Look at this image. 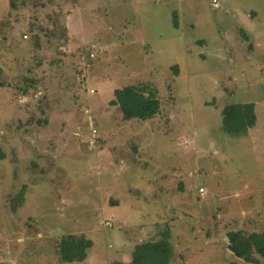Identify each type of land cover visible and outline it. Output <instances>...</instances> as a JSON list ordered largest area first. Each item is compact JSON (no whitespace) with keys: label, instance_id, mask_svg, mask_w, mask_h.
<instances>
[{"label":"rangeland","instance_id":"1","mask_svg":"<svg viewBox=\"0 0 264 264\" xmlns=\"http://www.w3.org/2000/svg\"><path fill=\"white\" fill-rule=\"evenodd\" d=\"M260 6L0 0V264H130L163 232L169 264H264L227 247L264 231V18L242 19ZM128 84L157 94L153 118L109 104ZM244 102L255 127L223 133ZM69 234L92 240L84 261L57 252Z\"/></svg>","mask_w":264,"mask_h":264},{"label":"trees","instance_id":"2","mask_svg":"<svg viewBox=\"0 0 264 264\" xmlns=\"http://www.w3.org/2000/svg\"><path fill=\"white\" fill-rule=\"evenodd\" d=\"M14 7V3H11ZM176 24V23H175ZM0 86H2L0 84ZM110 105L117 106L124 120H148L160 110L161 102L157 94L148 88L147 84H128L116 88ZM255 104L253 102L232 103L225 105L221 110V131L227 135L240 137L247 135L256 123ZM6 158V153L0 146V160ZM23 185L18 196V203L23 202ZM15 209V208H14ZM92 240L84 236L65 235L58 241L57 252L63 258L70 257L75 262L84 261L87 250L92 246ZM229 251L244 260H250L256 253L264 260V231L251 232L244 235L242 232L228 234ZM173 257V248L169 240V233L163 232L158 240L148 241L141 250L131 252L130 264H169ZM225 264H239L230 262Z\"/></svg>","mask_w":264,"mask_h":264},{"label":"crops","instance_id":"3","mask_svg":"<svg viewBox=\"0 0 264 264\" xmlns=\"http://www.w3.org/2000/svg\"><path fill=\"white\" fill-rule=\"evenodd\" d=\"M116 1H119V0H116ZM260 8L261 9H264V6H260ZM257 10H259V9H257V8H253V7H250L249 9H248V11H245L244 13H243V20H246L245 22H246V24H247V26H248V28L249 29H251V27L253 26V25H255V24H257V22H260L261 23V17L262 18H264V14L259 10V11H257ZM67 25H68V35L71 37V39L70 40H73V36L75 37V38H77V39H79V38H81V34H80V32H73V28L71 29V26H70V24H69V21H68V23H67ZM112 28V27H111ZM112 30V29H111ZM75 31V30H74ZM250 49H252L254 46H253V44L252 43H250ZM255 113H256V111H255ZM257 120V119H256ZM257 123V122H256ZM255 127V126H254ZM249 131H251V130H249ZM248 131V132H249ZM114 206H116V204H113ZM107 224H109V226L110 225H112L111 223H109V222H106ZM90 239V238H89Z\"/></svg>","mask_w":264,"mask_h":264},{"label":"built area","instance_id":"4","mask_svg":"<svg viewBox=\"0 0 264 264\" xmlns=\"http://www.w3.org/2000/svg\"><path fill=\"white\" fill-rule=\"evenodd\" d=\"M216 1V0H215ZM214 0H213V2H215ZM93 133H95L96 132V130L95 129H92L91 130ZM200 191H203V189L202 188H200Z\"/></svg>","mask_w":264,"mask_h":264}]
</instances>
